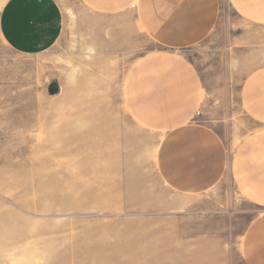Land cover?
<instances>
[{"label":"rangeland","instance_id":"374dc122","mask_svg":"<svg viewBox=\"0 0 264 264\" xmlns=\"http://www.w3.org/2000/svg\"><path fill=\"white\" fill-rule=\"evenodd\" d=\"M56 2L63 25L48 50L18 54L0 37V264H243L264 207L227 174L189 195L157 171L161 102L125 95L133 65L161 50L135 11ZM221 2L220 27L232 28ZM224 43L213 33L184 52L205 89L192 121L236 141L253 128L238 96L247 70Z\"/></svg>","mask_w":264,"mask_h":264},{"label":"crops","instance_id":"0c3cea01","mask_svg":"<svg viewBox=\"0 0 264 264\" xmlns=\"http://www.w3.org/2000/svg\"><path fill=\"white\" fill-rule=\"evenodd\" d=\"M222 0H81L91 12L111 15L132 8L144 33L161 50L147 54L126 78V96H155L165 133L156 153L161 179L175 192L200 194L227 174L242 197L264 207V0H225L235 16L220 27ZM56 0H0V37L14 52L42 53L60 37ZM223 25V24H222ZM213 33L234 47L245 69L240 107L253 128L226 141L209 125L192 121L205 96L204 81L184 52ZM241 48V50L236 49ZM243 264H264V215L242 239Z\"/></svg>","mask_w":264,"mask_h":264}]
</instances>
